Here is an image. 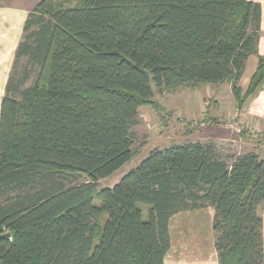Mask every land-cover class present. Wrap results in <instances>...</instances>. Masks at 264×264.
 <instances>
[{
	"label": "trees",
	"instance_id": "trees-1",
	"mask_svg": "<svg viewBox=\"0 0 264 264\" xmlns=\"http://www.w3.org/2000/svg\"><path fill=\"white\" fill-rule=\"evenodd\" d=\"M259 19L247 0L36 3L0 104V234L11 235L0 264H163L169 218L204 207L219 264H263L256 152L229 163L212 143L155 147L98 189L134 157L132 127L142 105L160 109L155 91L230 83L241 106L262 86L264 56L238 86Z\"/></svg>",
	"mask_w": 264,
	"mask_h": 264
},
{
	"label": "crops",
	"instance_id": "crops-1",
	"mask_svg": "<svg viewBox=\"0 0 264 264\" xmlns=\"http://www.w3.org/2000/svg\"><path fill=\"white\" fill-rule=\"evenodd\" d=\"M247 1L259 5L260 19L256 51L247 57L238 81L242 94L248 88L259 56H264V0ZM35 4L25 5L15 0L0 1V104L12 68L15 50L22 38L24 22ZM191 88L208 90L207 95L205 93L202 97V103L209 106V111L211 110L216 123L228 119L230 122L228 121L224 126L225 130L222 134L218 130H212L197 140L189 139L188 141L212 143L217 147L220 141L230 143L237 141L235 133L239 131L238 141L243 143L241 150L222 154L227 161L232 163L237 156L248 152H256L264 158L263 145L252 140L257 137H260L258 141L264 139V83L255 93L247 96L241 106L237 104L230 83H202ZM211 128L214 127L211 126ZM258 213L262 219L264 253V210L259 208ZM213 215L212 207L174 213L167 223L169 248L163 258V264H219L212 229Z\"/></svg>",
	"mask_w": 264,
	"mask_h": 264
},
{
	"label": "rangeland",
	"instance_id": "rangeland-1",
	"mask_svg": "<svg viewBox=\"0 0 264 264\" xmlns=\"http://www.w3.org/2000/svg\"><path fill=\"white\" fill-rule=\"evenodd\" d=\"M5 1V0H0ZM19 3L30 4L38 3L40 0H15ZM22 1V2H21ZM55 6L69 7L75 4L76 0H53ZM25 59L22 58L16 64L15 76L18 78L24 71ZM30 79L26 86L31 84L34 78L35 70L30 69ZM207 89H192L189 86L182 85L175 90L154 93L153 100L158 104L160 109H156L152 105H142L139 108L136 123L132 127L133 145L132 150L135 152L134 157L129 163L122 166L117 172L111 176L98 182V189L105 186H112L120 177L132 167H135L147 153L155 148L167 147L174 143H182L190 140H197L203 134L210 131L225 130L224 126L230 122L221 120L216 123L209 106L202 103V97ZM4 95V94H3ZM19 100V98H18ZM209 124V125H208ZM214 127V128H211ZM237 130V129H236ZM239 131L235 133L237 141L230 143L228 141H220L217 149L221 154H231L233 151L241 150V141H238ZM235 137V138H236ZM260 137L254 138L255 142L263 145L264 139ZM73 183L83 182V175H76ZM98 204V201L95 200ZM264 210V206L260 207Z\"/></svg>",
	"mask_w": 264,
	"mask_h": 264
},
{
	"label": "water",
	"instance_id": "water-1",
	"mask_svg": "<svg viewBox=\"0 0 264 264\" xmlns=\"http://www.w3.org/2000/svg\"><path fill=\"white\" fill-rule=\"evenodd\" d=\"M1 238H11V235H10L9 232L1 233V234H0V239H1Z\"/></svg>",
	"mask_w": 264,
	"mask_h": 264
}]
</instances>
